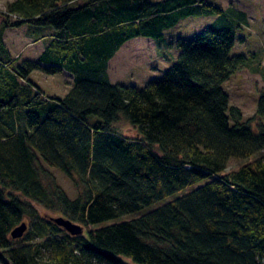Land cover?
Listing matches in <instances>:
<instances>
[{"label":"trees","instance_id":"16d2710c","mask_svg":"<svg viewBox=\"0 0 264 264\" xmlns=\"http://www.w3.org/2000/svg\"><path fill=\"white\" fill-rule=\"evenodd\" d=\"M191 16L216 20L176 43L162 77L142 89L111 83L124 43L160 38ZM1 18L2 264H262L264 93L245 120L222 87L244 65L232 55L243 12L199 0H14ZM25 25L53 29L37 61L12 57L4 42ZM34 71L67 73L72 87L46 97ZM51 168L73 182L75 199Z\"/></svg>","mask_w":264,"mask_h":264},{"label":"rangeland","instance_id":"374dc122","mask_svg":"<svg viewBox=\"0 0 264 264\" xmlns=\"http://www.w3.org/2000/svg\"><path fill=\"white\" fill-rule=\"evenodd\" d=\"M12 1L0 0L1 17L6 15V5ZM199 1L221 7L223 10L234 9L246 16L247 23L243 24L235 35L232 50L233 56L244 57V65L222 86L229 95V105L239 108L246 120L255 114L258 99L264 93V0ZM10 20L15 19L11 17ZM215 20L214 16H191L165 30L160 38L138 37L127 41L109 62L108 76L111 83L142 89L148 81L162 77L178 58L180 52L176 43L179 40H192ZM52 31L51 27L25 25L7 30L5 41L12 56L18 55L16 58L19 57L21 61H37ZM29 80L39 87L46 97L51 98H65L72 87V78L67 73L46 75L34 71ZM116 127L125 137H136L135 129L125 121H120ZM241 163V160L233 159L228 168L236 170ZM50 172L67 196L75 199L77 191L73 182L58 169L51 168ZM37 208L41 215L58 217L57 213L42 207ZM25 223L28 224V221L25 220Z\"/></svg>","mask_w":264,"mask_h":264},{"label":"water","instance_id":"95a60500","mask_svg":"<svg viewBox=\"0 0 264 264\" xmlns=\"http://www.w3.org/2000/svg\"><path fill=\"white\" fill-rule=\"evenodd\" d=\"M0 23H1V16H0ZM54 222L63 227L69 234L71 235H78L82 233V228L79 227L78 225H75L71 223L68 220H65L63 218H57L54 219ZM27 230V225L25 223L20 224V226L16 227L12 232H11V237L13 239H19L21 238L24 233Z\"/></svg>","mask_w":264,"mask_h":264},{"label":"crops","instance_id":"0c3cea01","mask_svg":"<svg viewBox=\"0 0 264 264\" xmlns=\"http://www.w3.org/2000/svg\"><path fill=\"white\" fill-rule=\"evenodd\" d=\"M14 1V0H13ZM21 28V27H20ZM7 30H9V29H7ZM6 30V31H7ZM6 31L4 32V42H5V44H6V41H5V33H6ZM6 46H7V44H6ZM7 48H8V46H7ZM9 49V48H8ZM9 51H10V53H11V50L9 49ZM11 56H12V54H11ZM18 55H16L15 57L14 56H12V57H14V58H16Z\"/></svg>","mask_w":264,"mask_h":264},{"label":"built area","instance_id":"2783aa9c","mask_svg":"<svg viewBox=\"0 0 264 264\" xmlns=\"http://www.w3.org/2000/svg\"><path fill=\"white\" fill-rule=\"evenodd\" d=\"M13 18H14V19H16V17H15V16H13Z\"/></svg>","mask_w":264,"mask_h":264}]
</instances>
